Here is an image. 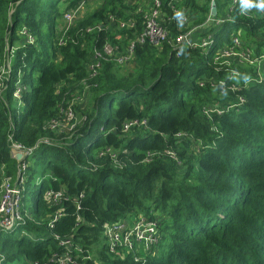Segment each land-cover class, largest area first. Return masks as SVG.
<instances>
[{"label": "trees", "instance_id": "trees-1", "mask_svg": "<svg viewBox=\"0 0 264 264\" xmlns=\"http://www.w3.org/2000/svg\"><path fill=\"white\" fill-rule=\"evenodd\" d=\"M160 1L174 40L186 30L172 0ZM135 2L102 0L64 36V15L88 0H0V73L10 66L0 80V197L4 177L18 173L9 138L34 149L24 232L1 236L0 228V264H50L63 250L53 235L73 238L82 264H134L109 254L104 227L139 215L158 222L162 237L146 264H264V16L237 8L197 34L212 47L143 45L124 64L100 61L91 77L93 50L122 52L144 31L147 12ZM212 2L176 6L193 21L189 29L206 23ZM131 20L135 29L118 27ZM225 49L252 63L237 56L222 66ZM77 89L92 100L79 120L69 102ZM31 159L41 168L38 192ZM48 192L63 201L51 206ZM57 211L64 216L50 228Z\"/></svg>", "mask_w": 264, "mask_h": 264}, {"label": "built area", "instance_id": "built-area-1", "mask_svg": "<svg viewBox=\"0 0 264 264\" xmlns=\"http://www.w3.org/2000/svg\"><path fill=\"white\" fill-rule=\"evenodd\" d=\"M183 0H172V9L175 14L179 15V20L182 21L181 28L186 31L179 34L174 40H172L171 35L166 27L161 23L162 20V2L160 0H150V8L147 14L144 16L145 28L144 31L135 37V40L130 41L128 46L124 51L120 52L119 46L106 44L104 47V52L110 58H114L119 64H124L131 60L134 50L137 47L143 45L151 46H162L164 43L170 41L175 42L177 47H188V48H208L214 45V40L211 38L203 39L202 41L195 40L197 34L203 29L210 26V24L222 25L225 22L224 16L219 19L210 16L207 21L202 26H195L188 29L189 17L181 13V9L177 8V4L181 3ZM215 1V0H213ZM244 3L243 5H241ZM264 4L263 1L258 0H232V3L227 10V17L237 8H241V12L245 15H252L253 13H259L264 16V7L259 5ZM84 14V7L81 5L78 9L67 12L64 15V27L63 30L65 34L70 31V29L76 25V23L82 19ZM136 20H131L130 22H120L119 28L133 30L136 28ZM102 26L93 27L87 29V33H92L94 30H101ZM109 29V28H107ZM66 42L62 39L60 40V45H65ZM235 44L239 45V41L236 39ZM101 52H95V59L98 62L95 65L89 67V73L91 77H94L97 73V69L100 67V60L98 56H101ZM220 55V56H219ZM239 57L243 62H250V56L244 53L239 54L232 49H225L223 52L218 54L216 61L221 62V65L230 66L231 58ZM10 71V66L7 65V69H3V74ZM2 76L0 75V80ZM3 86V85H2ZM21 90L15 93V97L20 96ZM243 102V101H242ZM72 111L68 110L65 113V119L69 122L73 120L74 114ZM58 122H52L50 128H58ZM130 126V125H129ZM126 127V130L129 129ZM10 149L12 157L14 158L17 154L22 155L21 161L18 163V173L16 178L4 177L1 184V197H0V228L2 231L7 233L16 232L21 225L25 223L26 215L22 212V200L23 192L25 190V185L27 182V172L30 167L27 162V158L33 153L34 149H25L21 145H18L13 141V138H9ZM48 142V141H45ZM168 154L176 159L175 155L172 153ZM4 169V168H3ZM3 169L1 170L3 172ZM47 197L51 206L59 205L64 198V193L62 192H48ZM64 216L63 212L57 211L54 213L53 218L49 224L50 228H53L55 223H57ZM105 243L107 245V251L110 255H117L122 260H126L128 255H137L143 253L148 255L153 250L157 249L159 243L161 242V232L159 224L156 221H151L145 216H129L122 222L113 223L106 225L104 227ZM53 238L58 243V246L63 249L60 253H55L52 259L49 261L50 264H82L85 262L86 257L84 256V250L75 245L73 238H61L58 235H53ZM141 250V251H139ZM126 255V257H124ZM134 264H146V258L138 259L134 258ZM39 264V263H35Z\"/></svg>", "mask_w": 264, "mask_h": 264}, {"label": "rangeland", "instance_id": "rangeland-1", "mask_svg": "<svg viewBox=\"0 0 264 264\" xmlns=\"http://www.w3.org/2000/svg\"><path fill=\"white\" fill-rule=\"evenodd\" d=\"M101 1L102 0H88V3L86 4V8H84V10H88L90 13H92V12H95V11H97V9L100 7V4H101ZM129 1H137V0H129ZM136 4V3H135ZM137 6H140L139 4H136ZM180 9H182V8H180ZM224 16V18H226L227 17V12L223 15ZM222 17V15L221 16H219V18H221ZM190 22V24H192L193 23V21L192 20H190L189 21ZM64 25H65V23L64 22H62L61 24H60V27L61 28H63L64 27ZM60 27H59V29H60ZM232 27H234L233 25H232ZM60 30H62V29H60ZM62 32L64 33V36H65V31L64 30H62ZM65 37H63L62 39H64ZM62 39H60V40H62ZM29 42V41H28ZM93 52L95 53V51L93 50ZM108 58H110L108 55H102L101 54V56H98V59L101 61V62H103V61H105V60H107ZM263 66H262V68L264 67V64H262ZM234 66H237V67H240V66H243V64H240V66H238L237 64L236 65H234ZM247 67V66H246ZM240 68H245V67H240ZM250 70V69H249ZM248 70H246V71H244V72H247ZM0 75L1 76H4L5 74H3V70H2V72L0 73ZM82 88H85V87H83L82 86ZM85 89H88V88H85ZM214 91H219V90H221V89H219L218 90V87L216 88V89H213ZM222 92H223V90H221ZM216 92H214L213 93V95H215L216 94ZM220 96L221 97H224V96H227V93H224V95H223V93H220ZM69 102H71L70 104H71V106L73 107V109H74V111H77V112H75V114L77 115V119L79 120V118H80V116H81V114L82 113H85L86 111H89L90 110V108H91V106H92V100H91V98H89V97H87V95H86V93H85V91L82 89H77V90H75V92H73L72 93V99H71V101H69ZM216 104H220L219 102L218 103H216ZM68 110H71L72 111V109L71 108H69ZM72 113H73V111H72ZM207 114H208V112H206ZM220 114H222V112H220ZM73 115V114H72ZM79 115V116H78ZM207 116V115H206ZM79 117V118H78ZM208 117H210L209 116V114H208ZM72 118H74V117H72ZM195 146H197V145H195ZM30 162H31V165L35 168V170H36V173H35V175H34V178L32 179V182H31V187H33V190H35L36 192H38V188H39V186H37L36 185V183L38 184L39 183V181H40V179H41V168H37V167H35V165H34V163H33V161H32V159L30 160ZM0 176H2V175H0ZM17 234H20V233H22V232H24L22 229H20V228H18L17 230ZM7 234V232H5V231H2V233H1V236H4V235H6ZM28 237L29 238H33V236H31V235H28ZM105 237V236H104ZM106 241V240H105ZM105 245H106V243H105ZM106 248H107V245H106ZM139 251H141V250H139ZM124 257H126V255L124 256ZM133 257L134 258H138V259H144V258H147V255H145V254H143V253H139V254H137V255H128L127 257H126V261L127 260H129L130 258L132 259V261L134 262V260H133Z\"/></svg>", "mask_w": 264, "mask_h": 264}, {"label": "crops", "instance_id": "crops-1", "mask_svg": "<svg viewBox=\"0 0 264 264\" xmlns=\"http://www.w3.org/2000/svg\"><path fill=\"white\" fill-rule=\"evenodd\" d=\"M217 1V10L219 9V13L223 16L227 10L229 9L232 0H216ZM136 4H139L140 8L144 11V12H148L149 8H150V4L148 0H137L135 2ZM141 10V11H142ZM218 14V11H217ZM219 19V17H218Z\"/></svg>", "mask_w": 264, "mask_h": 264}, {"label": "water", "instance_id": "water-1", "mask_svg": "<svg viewBox=\"0 0 264 264\" xmlns=\"http://www.w3.org/2000/svg\"><path fill=\"white\" fill-rule=\"evenodd\" d=\"M217 4H216V1H213L212 3H211V12H210V14H211V16H213V17H216L217 16ZM14 159L19 163L20 161H21V159H22V155L21 154H17L15 157H14Z\"/></svg>", "mask_w": 264, "mask_h": 264}, {"label": "clouds", "instance_id": "clouds-1", "mask_svg": "<svg viewBox=\"0 0 264 264\" xmlns=\"http://www.w3.org/2000/svg\"><path fill=\"white\" fill-rule=\"evenodd\" d=\"M260 7H264V4L259 5ZM128 218V217H127ZM125 220V219H124Z\"/></svg>", "mask_w": 264, "mask_h": 264}, {"label": "bare ground", "instance_id": "bare-ground-1", "mask_svg": "<svg viewBox=\"0 0 264 264\" xmlns=\"http://www.w3.org/2000/svg\"><path fill=\"white\" fill-rule=\"evenodd\" d=\"M215 47V46H214ZM230 110H231V108H230ZM222 116V115H221Z\"/></svg>", "mask_w": 264, "mask_h": 264}]
</instances>
